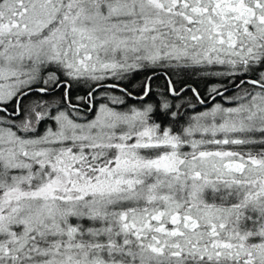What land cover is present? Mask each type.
<instances>
[{
	"label": "snow or ice",
	"instance_id": "snow-or-ice-1",
	"mask_svg": "<svg viewBox=\"0 0 264 264\" xmlns=\"http://www.w3.org/2000/svg\"><path fill=\"white\" fill-rule=\"evenodd\" d=\"M0 264H264V0H0Z\"/></svg>",
	"mask_w": 264,
	"mask_h": 264
}]
</instances>
